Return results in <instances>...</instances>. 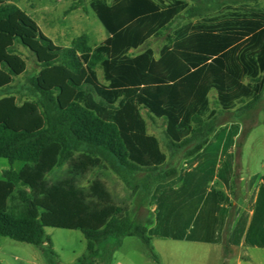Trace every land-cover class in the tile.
Masks as SVG:
<instances>
[{
	"label": "trees",
	"instance_id": "16d2710c",
	"mask_svg": "<svg viewBox=\"0 0 264 264\" xmlns=\"http://www.w3.org/2000/svg\"><path fill=\"white\" fill-rule=\"evenodd\" d=\"M9 1L0 0V91L28 70L27 61L16 51L20 44L41 68L31 83L53 114L34 101L20 104L13 95L0 98V159L26 163L20 170L0 171V238L41 245L46 242V228L79 230L88 254L77 264H99L94 258L96 245H103L102 258L111 257L116 246L110 239L140 238L158 264L153 237L220 243L227 197L209 183L218 179L229 185L233 155L231 149L198 154L217 128L214 119L205 122L203 117L212 90L224 110L259 95L264 9L228 11L184 26L170 36L157 58L151 49L128 53L181 12L203 17L228 0H202L191 8L181 0H92L91 8L108 33L95 50L86 36L75 47L57 46L29 14ZM97 68L103 71L104 82ZM142 108L165 120L177 149L187 147L193 137L202 140L188 152L199 155L201 167L182 173L180 185L177 170L166 168L158 140L147 133ZM75 142L111 153L129 186L140 172L154 175L155 226L147 228L136 219L119 216L120 209L100 181L91 186L98 200L95 205L74 186L48 185L47 174L72 158ZM98 164L99 160L87 158L81 165L86 170ZM255 215L264 220V183L252 222L247 229L244 221L235 227L231 244H239L244 236L246 244L264 247V226L253 227Z\"/></svg>",
	"mask_w": 264,
	"mask_h": 264
},
{
	"label": "rangeland",
	"instance_id": "374dc122",
	"mask_svg": "<svg viewBox=\"0 0 264 264\" xmlns=\"http://www.w3.org/2000/svg\"><path fill=\"white\" fill-rule=\"evenodd\" d=\"M92 0H10L29 14L39 25L45 36L57 46L75 47L78 40L86 36L88 45L95 50L108 38V33L91 8ZM111 2L112 0H107ZM170 2V0H165ZM255 8L264 9V0L255 2ZM195 20L186 11L181 12L173 22L151 37L145 44L128 54L135 55L151 49L155 57L169 43L170 36ZM16 51L27 61V72L15 78L13 85L0 91V98L13 95L20 104L34 101L42 109L53 114L52 108L34 88L31 80L41 68L35 56L26 47L16 44ZM96 73L101 82L104 74L100 68ZM249 82V79L246 80ZM259 95L238 101L231 110L221 106L217 91L208 95L209 109L204 121L214 119L216 131L207 139L199 151L201 153H221L231 149L235 157L234 174L229 185L218 179L209 183L210 188L223 192L226 223L222 231L221 243L191 242L170 238L153 237L151 246L158 256L159 264H264V250L250 247L243 253L240 248L230 246L228 238L239 216L247 217L249 201L264 175V74L259 78ZM252 104V105H251ZM141 114L147 125V133L154 136L166 156V168L177 170V180L182 183V173L199 166V155L188 152L202 142L193 137L187 147L177 149L167 135L165 120L150 114L146 108ZM87 158L99 160L96 166L82 168ZM23 161L10 164L0 159V171L20 170L25 167ZM201 165V164H200ZM122 168L117 160L104 148H94L85 143L75 142L73 156L62 166L47 174L49 186H74L85 195L91 205L97 198L91 193L94 182L100 181L109 192L112 204L120 209L119 216H126L143 223L147 228L155 226L156 209L154 204V175L140 172L134 175L133 185L129 186L121 176ZM153 176V177H152ZM116 246L111 257H101L103 245H96L98 253L95 262L99 264H158L149 252L146 244L138 237L110 239ZM87 253V241L79 230L46 228V242L32 245L18 242L9 237L0 238V262L2 264H77Z\"/></svg>",
	"mask_w": 264,
	"mask_h": 264
},
{
	"label": "crops",
	"instance_id": "0c3cea01",
	"mask_svg": "<svg viewBox=\"0 0 264 264\" xmlns=\"http://www.w3.org/2000/svg\"><path fill=\"white\" fill-rule=\"evenodd\" d=\"M172 1H174V0H170V2H172ZM181 1L185 2V4L187 5V8H191L193 6H196L198 1H202V0H181ZM214 1H218V0H214ZM223 1H225V0H223ZM260 1L261 0L245 2V1H231V0H228L227 1L228 3L223 5L219 10L214 11L213 13H211L209 15H205L203 17H193L195 20H193L192 22L188 23L187 25H192L193 26V25L199 23L201 20H203L204 17H208V16H213L214 17V16L221 15L222 13H226L228 11L236 12L238 10H251V9L259 10V9H262V8H255L253 6V4H256L255 2H260ZM166 3H169V2H166ZM187 25H185V26H187ZM234 167H235V157L233 155V172H234ZM263 177H264V175H261V180H260L256 190L254 191V194L250 198L249 205H248L249 206V211H248L247 217L239 216L235 227L238 224H241L244 221L246 229H247L249 227L250 223L252 222L253 215H254V212H255V206H256V200H257V195H258V192H259V188H260L261 184L264 183L263 182ZM260 217L261 216L258 217V215H255V218L253 220V227L255 226L256 227L255 229H257L259 226H261V227L264 226V220H261ZM235 227H234V229H235ZM234 229H233V231H234ZM255 231H257V230H255ZM231 234H230V236H231ZM230 236L228 238V242H229ZM191 242H198V241H191ZM222 242H223V240H222ZM229 244H230V246L240 248L241 251H242V255H243V253L244 254L245 253L247 254V252L249 253V251H251L250 247L264 250V247H258V246H254L252 244H246L244 242V236L242 237L241 242L239 244L233 245L230 242H229Z\"/></svg>",
	"mask_w": 264,
	"mask_h": 264
}]
</instances>
